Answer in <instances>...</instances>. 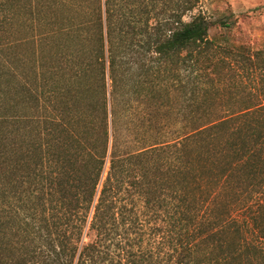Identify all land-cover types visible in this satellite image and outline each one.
I'll use <instances>...</instances> for the list:
<instances>
[{
	"label": "trees",
	"instance_id": "obj_1",
	"mask_svg": "<svg viewBox=\"0 0 264 264\" xmlns=\"http://www.w3.org/2000/svg\"><path fill=\"white\" fill-rule=\"evenodd\" d=\"M200 2L0 0V264H264L243 218L264 193V103L202 108L262 52L219 49ZM179 66L190 131L127 149L118 125Z\"/></svg>",
	"mask_w": 264,
	"mask_h": 264
},
{
	"label": "rangeland",
	"instance_id": "obj_2",
	"mask_svg": "<svg viewBox=\"0 0 264 264\" xmlns=\"http://www.w3.org/2000/svg\"><path fill=\"white\" fill-rule=\"evenodd\" d=\"M200 10L205 13L212 22L210 30L211 38L223 49L228 43V38H234L236 41L250 46L253 52L260 50L262 53L259 61L264 63V0H201ZM187 21L190 16H186ZM221 21L229 22L230 29L222 28ZM229 56L220 50L217 54ZM244 59L240 58V62ZM236 62L234 69L228 70L231 74L228 83L213 85L210 92L213 98L208 101L202 100L203 110L214 111L215 113H224L232 110H239L251 103H264V69L260 70L248 65L246 61L243 65ZM182 66L176 70L177 79L169 84V92L162 90L161 97L155 110H147L151 99L146 97V103L142 106L145 110L138 122L129 121L124 125H118L120 137L128 142L127 149L137 150L149 145V135H157L160 141H173L184 137L191 127L189 113L192 111L190 106V84L186 83V77L190 76V70ZM186 83V84H185ZM208 86L211 85L209 82ZM167 86L165 83L164 87ZM145 93V92H144ZM211 93V94H212ZM161 100V101H160ZM191 100V101H190ZM118 101V96L115 99ZM149 136V137H148ZM264 193H257L250 200L249 208L243 212L244 221H249L245 229L246 238L250 243H264V237L258 228L252 223V216L257 215L261 209ZM247 223V222H246ZM94 239L92 232L85 237V242L89 243Z\"/></svg>",
	"mask_w": 264,
	"mask_h": 264
}]
</instances>
